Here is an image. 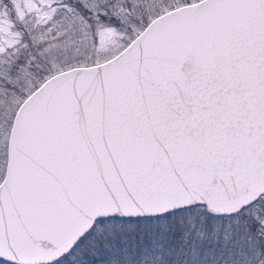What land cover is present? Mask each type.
Returning a JSON list of instances; mask_svg holds the SVG:
<instances>
[{
	"label": "snow or ice",
	"instance_id": "obj_1",
	"mask_svg": "<svg viewBox=\"0 0 264 264\" xmlns=\"http://www.w3.org/2000/svg\"><path fill=\"white\" fill-rule=\"evenodd\" d=\"M0 264H264V0H0Z\"/></svg>",
	"mask_w": 264,
	"mask_h": 264
}]
</instances>
